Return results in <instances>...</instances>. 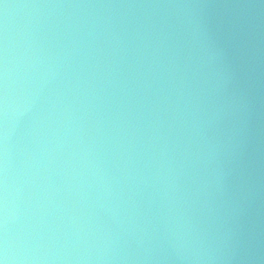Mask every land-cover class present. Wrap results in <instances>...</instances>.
I'll use <instances>...</instances> for the list:
<instances>
[{"label": "water", "instance_id": "water-1", "mask_svg": "<svg viewBox=\"0 0 264 264\" xmlns=\"http://www.w3.org/2000/svg\"><path fill=\"white\" fill-rule=\"evenodd\" d=\"M2 264H264V0H0Z\"/></svg>", "mask_w": 264, "mask_h": 264}, {"label": "snow or ice", "instance_id": "snow-or-ice-1", "mask_svg": "<svg viewBox=\"0 0 264 264\" xmlns=\"http://www.w3.org/2000/svg\"><path fill=\"white\" fill-rule=\"evenodd\" d=\"M0 264H2V261H0Z\"/></svg>", "mask_w": 264, "mask_h": 264}]
</instances>
